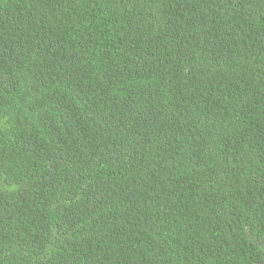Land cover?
Segmentation results:
<instances>
[{"label":"trees","instance_id":"trees-1","mask_svg":"<svg viewBox=\"0 0 264 264\" xmlns=\"http://www.w3.org/2000/svg\"><path fill=\"white\" fill-rule=\"evenodd\" d=\"M0 264H264V0H0Z\"/></svg>","mask_w":264,"mask_h":264}]
</instances>
